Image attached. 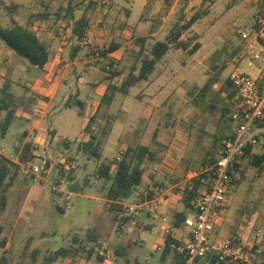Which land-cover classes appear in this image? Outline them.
Instances as JSON below:
<instances>
[{"label":"rangeland","instance_id":"rangeland-1","mask_svg":"<svg viewBox=\"0 0 264 264\" xmlns=\"http://www.w3.org/2000/svg\"><path fill=\"white\" fill-rule=\"evenodd\" d=\"M65 1L44 2L50 4L49 10L55 15L59 6L61 8L66 4ZM105 1L108 4L106 14L102 13L106 5L100 0H73L75 17L83 15L89 21L87 29L91 33L88 38L92 45L88 43V54L94 53V58L101 57L98 52L106 48L111 40H116L123 46L124 57L114 59L113 64L117 66L111 70L125 74L133 70L136 73L140 64L137 55L139 44L135 37L137 33H132L128 28L124 20L125 11L119 9L122 15L118 18V12L115 14V9H112L115 1ZM175 1L172 29L180 32L179 40L186 47L172 43L163 61L155 65L153 102L160 107L150 114L146 125L142 118L141 122H132L122 110L139 101L150 112L152 100L149 97L134 100L128 95L122 96L125 99L122 110H117L113 103L108 112H101L106 105L100 103L101 109L98 107L91 117L93 121H90V126L98 127L101 133L100 156L96 158L80 148L88 139L86 133L78 131L79 125L83 123L82 109L76 103L71 107H63L59 99L56 102L60 111L52 120L58 135L52 138L46 151L41 149L50 158L51 169L39 178L24 176L21 168L15 170L10 166V179H6L7 204L0 212V222L3 226L1 236L9 241V258L13 264H127L126 258L129 264H172V253L161 259L166 234L155 232L163 224V215L168 216L167 209L152 205L146 209L149 212V216H146L145 210L141 211L139 205L156 196H161L164 204L177 198L182 210L175 214L173 220L176 222L177 214L185 215L190 211L192 201L205 189L208 181L205 173L210 172L223 148V141L234 130V123L229 119L232 108L229 73L233 68H239L250 75L255 74V64L247 63L249 49L236 30L250 25L259 0H160L157 12L169 10ZM10 2L0 0L2 22L5 12L11 11ZM42 7L40 5V10ZM130 10V21L133 22L141 7L134 3ZM146 10H149V5ZM111 11L114 13L111 14ZM195 14L198 17L188 25V20ZM108 16L111 22H107L99 32H93L91 26L98 19L104 20ZM147 18L142 20L149 24ZM153 20L154 15L150 17V21ZM65 22L63 19L62 24ZM141 33L146 34V37L148 26ZM52 36L55 40L60 38V41H68L66 31L52 33ZM70 41L77 43L79 39L75 37L74 41ZM150 42L147 38L145 52ZM194 46L196 49L191 53L190 49ZM99 62L96 60L95 64ZM140 86L130 89V94L140 89ZM151 88L146 92L150 93ZM70 98L75 102V96ZM22 123L23 126L27 125L26 120ZM133 123L138 129L135 139L141 140L139 143L150 151V154L139 159L132 156L141 169V180L123 202L138 205L135 215L128 214L124 205L116 210L109 207L105 193L110 182L97 174L100 163L108 164L118 155L120 159L126 154L127 150L124 154L119 152L129 144L125 133ZM16 126L14 123L6 138L0 136L8 155L14 154V144L20 138V130L17 131ZM254 147L257 149V143ZM61 153L68 156V171L59 169L61 164L57 158ZM29 161L34 162L35 157ZM238 161L240 171L233 174L237 180L230 182L226 196L228 211L219 218L223 224L222 231L216 227L211 240L238 238L243 253L250 258L249 264H264V169L252 166L247 155ZM73 163L76 165L71 166ZM201 174L206 176L200 182V193L187 205L182 200V189L190 186L193 178ZM55 180L60 183V192L53 189ZM138 217L151 224V232L133 222L139 220ZM177 222V226L182 225V222ZM128 225H131L130 230H127ZM89 230L96 234V242L88 241ZM257 231L260 232L258 237L255 235ZM175 233L179 236L182 229H175ZM28 236L31 240L25 244ZM73 237H78L85 249H92L90 258L87 259L83 252L48 263L47 256L56 249L78 245ZM119 245L125 247V255H116L115 248ZM33 248L38 250L34 258L31 255ZM100 250H103L107 260H103ZM212 257L215 255L197 259L193 264H211Z\"/></svg>","mask_w":264,"mask_h":264},{"label":"crops","instance_id":"crops-1","mask_svg":"<svg viewBox=\"0 0 264 264\" xmlns=\"http://www.w3.org/2000/svg\"><path fill=\"white\" fill-rule=\"evenodd\" d=\"M10 1L11 11L8 13L5 12L4 22H2L0 18V25L8 27L12 24V21H15L18 24L34 31L39 39L48 47V60L42 68H38L31 65L28 61L26 62L24 60L25 58L16 54L0 39V136L6 138L9 129L14 125V123L17 124L16 130H20L18 143L14 144V154H6V146L2 141H0V154L22 169V164L29 161L30 158L35 157L36 154L44 155L43 153L45 152H41V149L46 151L47 147L52 142V138L58 135L57 129L52 124V120L55 117L54 115H56L59 110V104L56 100L60 99V105L63 107H65V102L71 96H75V98L82 101L83 105L80 109H82L83 123L79 125L78 131L80 133H86L84 131L85 125L100 106L101 97L104 93H106L108 85H119L126 78L129 72L127 74L121 72L116 75L111 74V69L117 66V64H113L114 59H120L122 56L124 57L122 44H118L116 49L106 53L104 56L94 58V53L88 54V43H91L88 35H90L91 31L86 29L84 34L85 41H82V39H80L77 43L70 41L71 39L74 41L76 36L72 35V21H68L67 18H65L64 15L66 13L63 10L59 11L60 9H57L58 15H56V13L54 15V13L49 10L50 4L47 5V3L44 2L45 0ZM114 1L112 9H115V14L118 12V18L122 15L119 13L125 11L124 20H126L129 25L128 28L131 29V32L137 33L135 34L136 38L145 37L146 34L141 32L148 26V35L145 37V43L147 38L150 39V46L157 40H163L172 29L171 21L173 19L176 1L169 10H165L162 13H160L161 11L157 12L159 10L160 0ZM121 1H126L127 3ZM134 3L141 7V11L138 13L137 19L131 22L130 6ZM40 5H43L41 10L39 8ZM148 5L149 10H146ZM107 6L108 4H106L102 13H107ZM124 7L127 8L124 9ZM119 9H121V12H119ZM114 12L111 11V14ZM152 15H154L155 20L150 21V17H152ZM145 17H148L147 19H149V24L147 21L142 20V18ZM63 19H65L66 22L62 24ZM88 22L87 18V28ZM107 22H111V17L108 16L104 20L103 18L98 19L94 26H91L92 31L95 33L99 32L98 30L103 29ZM62 31L64 33L66 31L68 33V41H60V38L56 40L53 38L52 33H61ZM62 38L65 39L64 36H62ZM115 43L118 42L116 40L110 41V45H114ZM139 48L140 47L137 48L138 51ZM169 49L158 61H156L155 65L157 63L160 64L161 61H163L169 52ZM96 60H99L100 62L95 64ZM155 65L146 79L137 81L134 85L130 86L125 93L115 91L111 103L102 108L103 110H101V112H108L113 103L116 105L115 107L117 110H122V107L125 104V99L122 98V96L128 95L134 100H141L143 97H149L150 100H152L150 112L149 109L147 110L144 107V105L139 104V101L138 103L132 104L122 110L127 118L132 119V122L133 120L135 122H141L140 120L142 118L144 120V125H146L145 122L148 118H150V114L154 112L156 108L160 107L158 104L153 102V87L156 79ZM103 68H106L108 71H105ZM138 68L139 66L137 67V70ZM160 71L164 72L163 69ZM256 72L257 69L255 68V73ZM133 73L136 74L137 72ZM136 86H140V89L130 94V89ZM150 86H152L151 92H146ZM67 93L68 97L66 96ZM146 114H148V117ZM8 118L9 123L5 128V121ZM23 120H26V126H23ZM260 122L256 125L259 134L264 133V125ZM134 124L135 123L126 129L127 131L125 135H127L129 144L120 150L119 154H124V152L129 148L145 146L139 143L141 140L135 139V135L137 134L136 131L138 129L134 126ZM91 128L92 130L96 128V132L93 133L97 138H99L101 133L98 130V127L93 125ZM254 146L251 152L261 150L259 145L257 149H255L256 147ZM118 158L119 155L115 157L114 160H117ZM255 168L264 169V166L262 168ZM118 203L126 205L123 201H119ZM152 205L158 208L167 209L165 211H167L168 214V216L163 215V224L160 225L159 229L155 232L160 235L163 233L166 235L169 234L176 240L184 242L187 238V229L184 227L183 223L181 226H177V224H175V220H173L175 214L182 210L177 198L174 200L171 199L169 202L164 204L162 203L161 196H156L152 199L143 201L139 207H141V211L145 210L146 216H149V212H146V209ZM227 211L228 207L225 202L216 216L213 232L216 227L221 228L220 231H222L223 224L220 223L219 218ZM188 213H191V210L186 212L185 215ZM138 219L139 220L133 222L139 226L141 225V227H143L142 229H148L151 232V224L147 222V220H141L139 217ZM124 226L126 225H123V227ZM177 228L182 229V233L179 236H176L175 233V229ZM130 229L131 225H128L127 230ZM239 229L242 230L241 227H239ZM212 234L210 238H212ZM11 242L13 245L12 239ZM99 253L104 256L103 260H107L103 250H100Z\"/></svg>","mask_w":264,"mask_h":264},{"label":"trees","instance_id":"trees-1","mask_svg":"<svg viewBox=\"0 0 264 264\" xmlns=\"http://www.w3.org/2000/svg\"><path fill=\"white\" fill-rule=\"evenodd\" d=\"M66 4L60 8L66 14L64 15L67 20L72 21L71 32L73 36H76L79 40L84 37L85 31L87 29V18L85 16H80L75 18L74 15V2L73 0H66ZM58 8V9H59ZM58 15L57 12H55ZM198 16L195 14L188 20V25L191 24ZM180 32H174L171 29L166 37L163 40H157L151 44L148 50L145 52V37H137L136 41L139 44L138 56L140 60V65L137 70V73L134 74L133 70L129 71L126 78L119 84H110L108 85L106 93H104L101 97V103L108 106L112 99L115 91H119L125 93L128 88L134 85L137 81L146 79L148 74L153 70L156 61H158L170 48L172 43L182 46L185 48V44L179 40ZM0 39L16 54L25 58L31 65L36 66L38 68H42L44 64L48 60V47L46 44L39 39V37L35 34L34 31L29 28L18 24L15 21H12V24L8 27H3L0 25ZM118 46V43L114 45H110L107 48H103L98 53L100 56H104L106 53L113 51ZM196 46L190 49L192 53L195 51ZM105 71H108L106 68ZM110 72V71H109ZM119 72L116 70H112L111 74L116 75ZM233 94V90L231 92V96ZM75 102L71 101L69 98L64 106L71 107L75 103L82 107V101L75 98ZM90 121H93V118H90L87 124L85 125L84 131L87 133V140L84 141L80 148L86 151L90 156L98 158L100 156L99 149L101 140L95 136V132L93 133L92 128L90 126ZM9 123V118L5 121V128ZM264 125V119L260 122ZM91 128V129H90ZM231 135V134H230ZM229 135V136H230ZM257 144L259 145L260 151L251 152L252 147L248 145L244 148V153L242 156H249V163L258 168H262L264 166V133H260L256 136ZM150 154V151L146 146H139L136 149H127L126 154L122 156V158L113 160L108 164L100 163L97 168V174L99 177L105 178L109 181V185L107 187L105 193V199L109 203V207L112 210H116V208L120 207L119 201H123L127 199L132 190L140 183L141 180V169L138 167V164H135L133 157L135 159H139L140 157ZM241 156V157H242ZM240 164L234 163V169H236ZM10 166L14 167L15 170L18 165L14 164L6 157L0 154V212L5 209L7 204V196H6V179L9 178ZM114 168L113 172L111 169ZM206 175H210V172H206ZM205 174H201L198 178L192 180V184L189 186H185L182 189V200L185 204H189L191 199L197 196L200 192L198 190L200 182L205 178ZM232 178L231 182L236 181L235 177H233V173L231 172ZM185 215L177 214L176 218L179 222H183ZM175 224H178V222ZM3 231V226L0 222V248L2 252L0 254V264H13L9 258V253L11 251V247L3 236H1ZM96 234L93 233V230H89L87 232L88 241L96 242ZM73 241L78 242L77 246L71 245L70 247H60L49 254L46 258L48 263H52L58 258H64L71 254V256L83 254L85 252L86 258H90L92 255V249H85L79 242L80 239L78 237H73ZM31 240V237L26 239V243ZM37 248H33L31 255L34 258L35 253H37ZM116 255H125V247L119 245L115 248ZM172 253V264H187V259L184 257L183 243L173 238L171 235L167 234L164 238V249L161 254V259L164 260L167 255ZM217 259L215 257L211 258V264L214 263H224L216 262ZM125 262L129 264L128 259H125ZM19 264V263H18ZM239 264H249L246 262H239Z\"/></svg>","mask_w":264,"mask_h":264},{"label":"built area","instance_id":"built-area-1","mask_svg":"<svg viewBox=\"0 0 264 264\" xmlns=\"http://www.w3.org/2000/svg\"><path fill=\"white\" fill-rule=\"evenodd\" d=\"M100 3L106 5L105 0ZM106 7V6H105ZM241 40L249 49V65L255 64L257 72L250 75L239 68H233L229 73L232 86V108L229 119L234 123L232 134L223 141V148L219 157L210 168V175L205 189L192 201L191 213L185 215L183 225L187 229V238L183 243L184 257L187 264L208 255H215L218 262L243 261L250 263V258L242 251L238 238L230 240H211V234L218 212L226 202V196L231 182V172L240 171V165L234 169V163H239V158L248 145L257 143L259 131L256 125L264 119V0L257 2V9L252 22L247 28L237 29ZM85 41L84 37L81 38ZM253 148V147H252ZM61 164L59 169H70L66 160L68 156L61 153L58 156ZM66 165L64 166V163ZM50 158L46 155L36 154L35 161L22 164L24 176L41 178V174L51 169ZM76 165L73 163L71 166ZM60 183L55 180L53 189L59 190ZM127 213L136 214L137 204H126ZM256 237L260 232L255 233Z\"/></svg>","mask_w":264,"mask_h":264}]
</instances>
